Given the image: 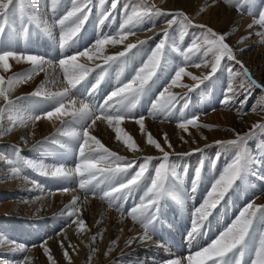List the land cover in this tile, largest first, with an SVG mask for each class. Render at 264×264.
<instances>
[{"label":"rangeland","instance_id":"1","mask_svg":"<svg viewBox=\"0 0 264 264\" xmlns=\"http://www.w3.org/2000/svg\"><path fill=\"white\" fill-rule=\"evenodd\" d=\"M45 1H48V3H50V6H49L50 9L48 8V10H49L48 14L49 15L47 14L46 21L43 22L42 25H40L38 23L39 26H37V22H31L32 30L29 31L31 33L30 35L32 36V38H34L36 35V39L35 40L32 39L33 43L36 42V44H37V46L35 48L28 49L27 44L28 45L30 44V40H29L28 36H30V35H27V37H26V35L19 30V28H20L19 22L17 23L18 26H16L15 29H12L9 32V36L11 37V39L14 36L16 40H17V37L19 36L18 40H20V42H23V44L21 43L20 47L16 51L23 52L26 54H35V55L43 56L47 59L52 60L54 64H58V58L61 56V54L73 55V54H77L79 51H89V49H91L92 46L94 45L95 39H97L96 35L99 34L98 32H101L102 27L106 23L108 24L109 21H110L109 25L113 26V24H115L116 28L113 27V29L118 30V28L120 29V25L125 23L129 16L133 15V10L138 11V12H142L144 10V7L154 6L152 0H118L116 8L111 9V4H112L113 0H105V3L103 5H101L99 3V0H95L94 4L90 5L91 12L89 15V19L84 24L85 27L83 26L81 32L78 34V38H74L76 41L75 45L73 47H68V48L61 50L58 47L61 29H60V26L56 23V21L59 20L60 18H62L67 13V11L70 10V8L72 6V0H58V3H56L55 5H53L52 0H45ZM191 1L192 0H189L188 2H186L184 4V8H180V9L169 10L168 9L169 7L166 9V6L164 4L166 1L160 2V5H158V7L155 6V8H159V9H161L162 12H165V13H176V12L183 11L187 15L188 19L192 21V24H204L207 27L212 28V26H210L207 23H205L204 21H202L201 18L195 17L196 12L194 14H191L192 11L194 12L196 4H198L196 2L195 3L193 2L191 4ZM171 2H173V0H171ZM181 2H184V0H181ZM258 2L259 3L257 4V6L254 3L252 6L248 7L244 12L239 11L238 6H229V4L226 5L227 11H228L227 13L233 14L234 11H236L240 17L239 21L235 17L233 18L234 22L231 25V27H232L231 30H229V32L227 33L228 38H227L226 42L233 48V50L235 51L236 54H238V55L242 54L241 59L239 57H237V59L242 61L246 67H247V65L245 62H246V59H249V57H253L252 60L253 59L258 60L259 64H258L256 69L259 71H263V74H264V38H263L264 35L259 34L262 32L264 33V26H261L259 23H256L255 22L256 17H254L251 14L252 12L260 10L261 7H264V3H262V0H258ZM98 4L100 6H98ZM219 4H220L219 2H216L214 4V7L218 6ZM163 5H164V8H163ZM233 5H235V0H233ZM63 13H65V14H63ZM33 15L34 14H32L31 12H28V16H33ZM170 19H173V17L172 16H166V15H160V16H155L152 19H145L144 21H142L140 23H136V21L133 20V22L131 24H127L126 27H132L133 23H134L133 27L135 30H137V32L132 30V32L134 34H127L126 39H131L132 37H139L138 40L135 41L136 43L134 42L135 44H138V41H146V43L138 44L137 48H134L130 52H128L126 57L122 58V62L120 64H116L117 62H114V63L110 62L109 64H105L104 61L96 63V64H88V63H84V62L89 61L88 56H82L81 60L78 58V61H82V63L85 66H87L89 68H95L96 69V71L90 72V74L88 75L87 83L81 91V94H80L81 96H79L80 99L83 97V95H84L83 93L85 92V89H90L92 84H94L96 79L101 75V68H104L105 71L102 73L103 80L101 81V83L98 87L96 95L93 97L94 103L102 102V100L108 94H110L111 91H113L115 89L114 86L118 85L119 79H122L124 81V83H126L133 75H135V72L138 71L139 68L142 67L143 64L147 62L148 56H150L151 52L153 50H155V47L159 43V40L161 38H163V31L165 29H167L169 32V36L171 37V40L166 42L165 55H164V57L161 58V68L157 69L156 75L153 77V80L157 81V83L153 85V87L151 88V91L148 94L143 95L139 98V100L136 103V107L132 109V114L135 115L136 117L143 116L144 120H149V118H150V120L153 121V123L155 125L158 123L165 125L167 120L164 117L167 114H169L175 119H170V121H169L170 124H168V126L175 125V127L179 128L178 125H179V123L183 122V119L181 117H179V116H181V114L177 111V107H178L177 103L178 102H175V101L173 102L175 106H174V108L172 107V109L170 111H168V110L153 111L151 106L153 103H156L158 100H160L161 103L163 102V100L160 98L161 92H164V98L163 99H167L169 96H171V94H172L171 93V86H172L171 85L172 84L171 79L175 76V71L179 67L185 68L186 72L182 76L185 77L186 79H187V76H186L187 73H195L196 79H193V81H194L193 89L198 90L199 86H203V90L206 91L207 88H209V84H208L209 81H205L204 84H199V86H198V82H199V80L203 79V75L202 74L198 75V74H196V72L194 70L190 69L191 65L196 64V63L191 64V60L196 59V58H201L203 61L208 62L209 60H211L210 57L211 58H213V57L211 55H209L208 57L203 56V41L201 40L200 41L201 46H202L201 52L190 54L189 60L185 61L183 59V57L180 56L179 52L176 51L175 49L179 48L181 50L186 51L187 48L191 46V42H192L194 37L202 36L204 34L201 33V30L198 28H195L192 26L184 27L180 23V21L183 20V17H176L177 23H174L171 28H168L166 21L170 20ZM36 20L38 22L40 21L37 18H36ZM247 20L250 21L253 25V27L248 28V30L245 29L246 26L244 24L245 21H247ZM104 22H106V23H104ZM130 25H132V26H130ZM29 26H30V24H29ZM39 27H40V29H39ZM45 29H47V30H45ZM155 29H159V30L155 32L154 31ZM213 30L218 32V33H225L220 28L219 29H213ZM256 30H259V31H256ZM182 31L185 33V35L183 36V39H181V32ZM147 32L154 34L152 36L153 39L145 36V34ZM241 35H242L241 38H243V42H241V40L239 39V36H241ZM11 39L7 40V41L10 42ZM37 39H38V42H37ZM7 41H4V44L8 45ZM38 43H40V44H38ZM124 43H129V42L125 41ZM169 45H171V47H169ZM10 46L12 48V45H10ZM126 58H128L129 60ZM165 59L167 61L166 67H165ZM223 62H224V64L221 68V70L223 71L222 74H221V70H219L218 73H216V75L211 80V81L219 82L218 92L219 91L221 92V93L219 92V98L220 99L218 100V102L215 101V102H217V103H215V107H214L215 110H217L219 108V106H222L221 100L224 97L225 90H226L227 86L229 84H231L233 87V84L230 82H232L236 79L234 82L238 83V82H241V79L243 77H245L243 75L242 70L240 69V66L236 65L235 62L228 61V60H225ZM29 65H31V64L28 63V65H25L23 67L10 68L8 72L0 70V76H4L5 80L7 82V77H9V76H17V75L23 76L25 74H29L28 68L31 67ZM97 65H99L100 67H97ZM47 67H48V65L45 66L46 69H47ZM204 68L205 69H203V70L206 71L207 70L206 67H204ZM228 69H231V72H229ZM58 70L62 74V72L59 68H58ZM249 71L251 72L253 79L257 78V75H255V73H256L255 69L252 70L250 67ZM42 73H43V71H42ZM30 75H31L30 80H27V82H24L22 80L21 83L16 84L15 87L11 91H13L14 94L20 93V97H30V94L32 92L36 91L37 85L41 82L38 79L39 75L36 74V72L33 74H30ZM230 75L232 77H230ZM238 75H242V77H239ZM223 79H224V81H222ZM181 80H182V77H181L180 81ZM246 81H248V80L246 79ZM256 81L259 84L264 85V75H263V79L256 80ZM248 84H250V83H248ZM6 86H7V84L5 83V87ZM25 88L27 91L25 90L23 92L22 89H25ZM251 88H253L252 90L250 89L251 91L246 89L244 91V93H242V94L239 93L236 96V98L231 102V104H235V107L236 106H238V107L244 106V110L242 111V116H244V117H248L251 114L253 117L255 115L254 113H257L259 115H264V91H262L259 88H254V87H251ZM165 89H167L166 92H165ZM202 94H203L202 91L201 92L197 91L196 96H195V94L193 95V93L189 94V96H187V94H183L181 96V98L188 97L190 99L191 107H190L189 112L192 113L191 118L193 116L197 117V123L206 121L208 114L210 115L211 112H213L212 110L206 109V107H208V106H206L204 104H202V105L200 104V101L203 98ZM246 95H247V97H246ZM173 96H175V95H173ZM175 97H177V96H175ZM13 101L15 102L16 107L12 110L11 114L14 118L17 116L19 117L21 114H25V116H28V117L33 116V115H40L41 116L40 120L43 121V120H46V118H44L43 114L46 111L53 110L54 106H55V101L52 100L51 98H45V93H43V92H42L41 97H30L28 99H18V100L15 99ZM177 101H179V99H177ZM207 102H209V101H207ZM200 111H201V113H200ZM150 112L152 114L156 115V116H154L155 118L152 115L148 118V116L150 115ZM165 113H166V115H163ZM203 114H204L205 118H201V116ZM158 117H160V118H158ZM262 118L264 120V117H262ZM263 120L260 123H264ZM14 121H15V119H13L12 121H9V120H7V118H5L3 121V126L6 130L3 133H0V145L2 144V142H4V140L6 138L8 139L7 143H10L12 145V146L7 145L6 147H3V148L0 146V184L3 183L2 186L0 187V212H4L3 215L6 216L2 219L3 221H6V224H4V222H3V226H2L1 221H0V235L6 236L8 238V241L12 242L14 246H16V245L20 246L21 245V247L23 246V248L27 249V250L24 251V253H20V255H17L16 257H13V255H6L5 259H2V260L5 261L4 264H9L11 261L13 262L14 259H16V261L18 260L17 262L21 263L29 256L28 260L31 259L30 261L33 264H58V261H60V259L63 257L65 250H67L68 252H71V251L73 252L74 245H72L71 241L67 240L66 238H64V240H63V238H62V237H65L67 235V234L63 233L62 231H64L65 228L69 227V225L71 224V220H70L71 218H68V219L66 218V220L62 219V221H59L60 224L58 225V227L56 229H54V231L47 233V232H44V228H46L48 230L49 225H51V223H55L54 222L55 220H53L51 222L48 221L46 223H41V222L36 221V223H37L36 224L35 222H33V223L30 222L29 220H31V219L29 218V216H26L25 214H23V215L18 214V216H17L15 213L11 212L12 210H15V209H18L20 212L23 211L24 209L22 210V208H21L23 202L25 200L34 199L35 195H37V196L42 195V197H48V199L49 198L52 199L53 195L56 192H62L61 189L64 188V185H61L62 183L59 185L58 182L52 181V177L45 176L40 171L34 170L32 167L29 166V164L24 163V161L27 160L33 164L43 165L45 168L54 166L53 162L50 159L51 154H50L49 143L52 145L53 142H55V141L52 140L53 138L49 139L48 136H45V139H44L45 141L42 142L43 144L41 146V149H39V151H38V156L34 157L32 152L23 151L21 148H19V155L17 156L16 155L17 147L14 146V145H16V141H15L16 139H13V136L15 135V133L19 132L20 130L30 129L29 128L30 125L32 126L31 127L32 129L34 128V126L37 127L38 120L33 121L30 119V123H27L26 119H25V122L23 123V125L18 127V128L15 127L16 125H15ZM123 121H124V123H123L124 127L127 126L126 123H129V122L135 123L136 122V120H133L131 118H126ZM144 122H146V121H144ZM89 123H91V121H89ZM260 123H259V121L257 123L253 122V124L251 126H249V127L247 126L248 132H249V129L252 128L253 125H257ZM206 124H207V128L208 127L209 128H208V130L206 129L205 133L213 132V131L218 129V127H216L215 125H214L215 127H211V126H209L210 125L209 123L206 122ZM229 130H237V129L232 128ZM229 130H227L226 132L231 133ZM58 131L59 130H57V129H56V131H54V137L56 139H59V141L61 143H63L62 136L65 134L62 131H59V132ZM179 131H182L181 128ZM240 134L244 135L243 133H240ZM48 135H49V133H48ZM137 135L141 136L140 139L143 138V135L138 133V130H137ZM65 136H63V137H65ZM233 139H236V136L230 137L228 139H225L223 137H219L217 139V141H220V140L221 141H227V140H233ZM61 143H59L60 146H63V144H61ZM258 143L261 145L264 144V129H260L257 127L248 136L247 145H246L248 152L251 153L253 156H254V153H256V151L255 150L251 151L250 148L252 147V145H255ZM146 146H148V145H145V147ZM253 149H255V148H253ZM145 151H146V149H145ZM225 151L226 152L235 151V149L221 147V146L217 145L216 141H215V142L209 143L207 146H204L203 151H195V152L191 153L190 159L187 161L185 159H183V157L170 155L171 160L176 165L175 171L178 174H180V172H182L183 168H186V169L192 168L195 171L198 167L202 170L203 166L207 165V167L205 168L207 170H205V172L207 173V175H210V177H211L209 185L206 184V187H205V179L201 178V176H200V179H199L198 183L196 184V190L194 192L195 198H191L189 193H187V191L189 192L190 189H192V187H193V185H191V183H192L191 181L193 178L192 177V178L188 179L190 181V184L188 186L186 185L187 187L183 184V187L185 190L183 189L182 198L184 201L175 202V201H172L171 199L163 200L164 202L162 201V205H161V213L162 214L159 217L162 219H163V217H167L166 211L170 210L174 214L173 220L176 222H179V220L181 219V215H179L178 210H180L181 214H182V209H184L186 207L185 214L187 212V215H188L187 223L179 224L178 225L179 231L178 232L175 231L173 233L174 236H177L179 239L181 238L182 241L184 242V244L179 243L181 245L182 250L179 249L178 244H176V248L178 251L171 250V247L168 244H167L168 246L165 245L166 244L165 243V237H162L161 235H158L154 232L152 234V239L154 237L155 241L152 240V242H156L158 244L163 245L160 248H156V250H158L159 252L154 251V253H153L150 251V248H149L150 246H145V247H143V249L141 248L137 254H135L137 259L130 256L129 259L126 258L124 260V262H123V260L119 261V262H121V264H133V260L140 262L141 259L138 260V258H140V257L142 259H144L143 260L144 262H142L141 264H146V262H148V259H150V258H153L155 260V261H153V264H168L169 261L174 260V259H178V260L182 261L181 264H187L188 256H190V255L194 256V253L196 250L201 251V249L207 247V245H210L214 241L216 236H218V234H220V232H221L220 230H223L226 227H228V225L232 224V221L234 222L236 217L239 216V212H237L238 211L237 209H235L236 211H229L228 210L229 205H228V207H226V209H225V212H227V214L225 213L226 214L225 215L224 211H221L222 213L219 212V215H218V217L222 216L224 218L223 221L219 220L220 218H218L216 215H214L215 217L204 221V226L202 227V233H208L210 235L209 238H207V240L204 239L203 237H199V236L194 241H190L186 238V233L188 230H190L191 221L194 218H196L195 217L196 216V209L199 208L200 205L206 199V196L204 197V195L207 194L205 191L209 190L210 185L211 186L213 185V183L215 182V178L217 177L215 175L217 171L216 170L213 171L211 169V166H215V164L220 159H223V157L226 153ZM75 153H76V155H75V158H76L75 161H76L77 160V149L75 150ZM125 153H126V151H125ZM160 156H162V154L157 155V157H160ZM124 157L127 158V156H124ZM9 159H12L14 161L19 162V164L21 166V174H19V175L24 178V180H22V182H19V180H20L19 178L11 177L12 170L11 169L8 170V167L6 165L7 164L6 162ZM61 159L62 158L60 157L59 160H61ZM201 161H203L202 165H201ZM156 163H157V161H156ZM73 165H75V164H72V163L69 164V166H71V168H74ZM154 165H156V164H154ZM154 165H151V167H153ZM101 166H103V165H101ZM224 168H225V166H224ZM151 173H152V175H154V172H152V168H151ZM190 173L192 174L191 171H190ZM247 175L248 174H245L243 176V178L247 179ZM25 176H27L28 179H25ZM203 176L205 177V174ZM181 177L182 176L180 175L179 178H181ZM173 178H178V177L170 176L169 180H171ZM122 179H126V177H119V176L116 177V180H118V182ZM208 179H209V177H208ZM25 180L28 183H26ZM76 180L74 181L76 183L73 185H74V188L78 190V192L81 191L84 195H87L86 197L89 200L92 196H94L92 198L98 199V202L102 203L103 205H104V202H105V204L107 203L106 200L108 201V199L102 198V191L101 190H106V189L108 190V182L109 181H105L103 184L100 185V187L98 189H96V191L99 193V195H94L93 193L85 194L84 190H81L79 188V180H77V181ZM169 180H167L165 182L166 185H167ZM11 181H13V186H15V187L14 188L11 187L10 189H7L6 185H7V183H9ZM149 182L150 181H148L147 184ZM17 183H19L18 185L21 186V188L29 185V186L39 187V190H38V192H32V193L16 192V190L18 189V185H16ZM143 185H145V184H141V186H143ZM61 186H62V188H61ZM53 187H55V188H53ZM203 190H205V191H203ZM141 191L143 193L139 194V190L138 191L135 190L134 192L130 193L126 199L117 201L121 205L120 207L122 208L120 211V212H122L121 214H123V217H126L129 221L133 220L131 215H129V213L131 212V209L134 206L139 205L140 200H139L138 196L144 195V191H146V188L140 189V192ZM63 193H65V192H63ZM190 193H191V191H190ZM237 194L238 195L242 194V192H236L235 196H233V197H237ZM72 196H74V194H72ZM255 197H258V195H256ZM186 198H188V201L186 200ZM196 200L197 201L199 200L200 203H197ZM113 202H109V203L113 204ZM252 204H253V202H252ZM172 205L174 207H172ZM247 205H245L244 207H247ZM108 207L111 208V206H109V204H108ZM81 213H83V212L81 211ZM168 216L170 217L169 211H168ZM78 217L81 218L80 210H78ZM219 222L222 223L223 225L221 224V226H220ZM132 223L135 224V222H132ZM169 223L171 225H173L171 219L169 220ZM86 224H88V222H85L84 227H86ZM63 225H64V227H63ZM54 226H55V224H54ZM54 226H52V227H54ZM137 227L141 229V225H139ZM159 229L162 230L161 224L156 226V230H159ZM50 230H51V228H50ZM262 230H263L262 228L257 229L256 239H257L258 233ZM142 231H144V230H142ZM61 234L63 236H61ZM87 235H88V232H87ZM162 235H163V232H162ZM30 238H31V240H30ZM171 240H172V244H173L174 240L173 239H171ZM209 241H210V243H207ZM185 242L187 243V245H185L186 244ZM99 243H100V241H99ZM193 243H194V249L191 250V245ZM61 244H63V247H61ZM97 246H98V244H97ZM173 246H175V244H173ZM45 247H47L49 249V252L46 253L44 251ZM245 251H246L247 257H245L243 264H250L249 262L251 261L250 260L251 257L249 256L247 248ZM90 254H91L92 261H94L96 251H92V253H90ZM157 254H158V257L154 256ZM252 254H254V253H252ZM49 255H51L53 257V261H49V259H48ZM146 256H148V258ZM1 258L2 257H0V260H1ZM131 259H133V260H131ZM1 262H3V261H1ZM0 264H2V263H0ZM150 264H152V263L150 262Z\"/></svg>","mask_w":264,"mask_h":264},{"label":"snow or ice","instance_id":"2","mask_svg":"<svg viewBox=\"0 0 264 264\" xmlns=\"http://www.w3.org/2000/svg\"><path fill=\"white\" fill-rule=\"evenodd\" d=\"M118 0H113L111 9H115ZM53 5L58 3V0H52ZM99 3L103 5L105 0H99ZM225 3L230 6H238V10L244 12L248 7L254 4V0H225ZM264 3V0H262ZM92 0H72V6L67 13L56 21L60 26L61 34L59 36L58 47L63 50L75 45V39L78 38V34L81 32L84 24L89 19L91 12L90 5ZM32 0H0V67L5 72L10 69L9 61H15L17 63L26 61L32 65L33 71L39 69L44 70L45 65L50 67H58L65 82V87L62 91L55 93L45 94V98H51L55 101L54 109L46 111L43 115L44 118H52L53 116H70L72 122L79 125V130L73 128L70 131H66L64 134L74 138L77 141V162L74 168L66 167L63 163L54 165L52 167L45 168L43 165L33 164L30 161L25 160L24 163L29 164L34 170L40 171L45 176H50L59 180H70L74 177L79 178V188L84 190L85 194L93 193L99 195L96 191L105 181L113 182L109 185L108 190L102 191V198H107L109 202L116 200L126 199L130 193L138 189L141 184H146L150 181V186L146 187L144 195L140 199L138 206H134L131 209L129 215H131L134 221H137L143 228V235L139 236V240L144 242L152 238V234L156 231V225L160 222L159 217L161 213V197L165 194V182L169 180L170 176H176V165L171 160L169 151H166L160 142L153 138L151 134H147V143L153 145L162 156L153 157H137L135 160L126 159L123 156L117 155V153L110 151L99 139L90 135L89 129L96 124L97 120L107 121L109 126L114 127L117 140H123L124 144L129 148H136L137 145L133 143L132 137L127 134H122V129L119 127L120 123L126 118L136 120L139 124L142 133H144V117H136L132 115V109L136 107V103L143 95L148 94L151 88L157 81L153 80L158 68H161V58L165 55V45L167 41L171 40L167 29L163 31V38L159 40L155 50L148 56L147 62L135 72L126 83L118 84L113 91L110 92L100 103H94L93 97L96 95L98 87L103 80L102 73L105 71L101 68V75L92 84L90 89H85L84 95L81 99H72L74 94L80 93L81 89L87 83V77L93 69L78 63V56H89V51H79L73 55H63L58 58V64H54L52 60L43 56L35 54H26L18 52L11 48L10 45L4 44V41L10 40L9 32L15 29L19 22L20 31L27 35L30 31L29 24L31 22H37L35 16H28V12L32 9ZM256 17L255 22L264 26V7L260 10L251 13ZM166 15L172 16L173 19L167 20L168 28H171L174 23H177L176 17H183L180 23L184 27L192 26L201 30L204 35L196 36L191 42V46L187 50L175 49L179 52L180 56L185 61L189 60L190 54L199 53L202 50L200 41H203V56L213 57L210 63L211 71L208 75H205L202 80H199V84H204L205 81H211L216 73L222 68V62L225 60L233 61L236 65L240 66L243 75L247 78L248 82L254 88H259L264 91V85L259 84L252 78L251 72L243 64L242 61L237 59V54L233 48L226 42L228 38L227 33H218L211 27H207L204 24H192V21L188 19L187 15L183 12L165 13L161 9L155 8V6L144 7L142 12L133 10V15L129 16L127 21L120 25V40L118 41L111 34L103 36L95 40L94 45L96 49L102 50L104 45L111 42L112 44L122 42L126 39L127 34H134L132 29L126 27L127 24H131L133 20L136 23H140L145 19H152L155 16ZM253 25H249V28ZM47 30V29H45ZM123 33V34H121ZM264 35V33H259ZM185 33L181 32V39ZM243 42V38L241 39ZM146 43V41H138V44ZM138 44L127 43L125 44V50L118 52L115 56H105L104 63L120 61L125 58L127 53L132 49L137 48ZM171 47V45H169ZM193 63H195L193 61ZM205 67L209 64L206 61H201ZM167 61L165 59V67ZM196 67H200V64H195ZM97 67H100L97 65ZM231 72V69H228ZM185 74V68L179 67L175 71V76L171 79V83L176 85L181 76ZM190 75V73H189ZM31 79L30 74L23 76H9L7 82L4 76H0V133H3L6 129L3 126L5 118L12 121V110L16 107L15 102L10 99L11 90L16 84L21 83L23 80ZM196 79V77H193ZM151 82V83H150ZM5 83L7 86L5 87ZM80 86V87H78ZM248 88V84L242 83L240 85V92L243 93ZM75 90V93L73 92ZM193 89H189L192 91ZM167 89H165V92ZM42 90L38 88L36 91L30 94V97H41ZM237 91L229 84L225 90V94L221 103L227 105L231 103L236 96ZM30 97H18L17 99H28ZM160 98L163 103L158 100L152 104L153 111L171 110L174 107V101H177V97L169 96L164 98V92L160 93ZM65 100L70 101L71 105L75 106V110L66 111ZM59 114V115H58ZM151 114V112H150ZM31 120L41 119L40 115L30 116ZM91 121V123H89ZM67 124L68 121H64ZM188 125L197 126V117L186 118L183 122L179 123L181 129L187 130ZM264 129V123L253 125L249 129L248 133L244 135L237 134L236 139L227 141H216V144L224 147L235 149L234 158L223 169L219 179L215 180L211 187V191L208 193V199L196 209V218L191 221L190 230L186 233V238L190 241L196 240L199 235H202V227L204 221L211 215L212 209L217 207L220 199L224 196L225 192L230 189L234 182L240 178H243L245 174L250 171V165L257 162L254 157L247 150L248 136L256 128ZM167 144L168 148H171V144L168 143L167 138L163 141ZM94 145V146H93ZM197 151H203L197 149ZM16 155H19V149H16ZM180 156H188L190 153L178 154ZM156 160L157 164L152 168V172L149 171L150 165ZM7 164L12 166L13 174H21V166L18 161L9 159ZM203 161H201V165ZM103 165V166H101ZM146 173L148 175H146ZM126 177L118 182L116 186V177ZM201 176V169L198 167L194 173L192 191L196 190V184ZM25 179H28L25 176ZM264 179V177H261ZM95 182V183H94ZM69 189L63 188L61 191L67 192ZM80 198L74 197L71 207L72 211H69L67 215L72 218L77 214L76 203ZM119 207V204L116 205ZM71 222H75L74 220ZM79 226L84 227V221L79 220ZM264 229V205H254L249 203L247 207L239 213L234 222L228 226L217 239H215L208 247L203 248L201 251H197L195 256H188V264H232L233 258L239 254L243 255L245 248H247L250 242L256 238L257 229ZM163 246V245H158ZM63 247V244H61ZM20 251L25 249L21 247ZM47 253L49 249L44 248ZM254 256L250 261V264H264V230L259 232L258 247L253 249ZM64 256L68 257V251L65 250ZM49 261H53L51 255L48 256ZM169 264H181L180 260H171ZM236 264H240L237 260Z\"/></svg>","mask_w":264,"mask_h":264},{"label":"bare ground","instance_id":"3","mask_svg":"<svg viewBox=\"0 0 264 264\" xmlns=\"http://www.w3.org/2000/svg\"><path fill=\"white\" fill-rule=\"evenodd\" d=\"M44 1L45 0H32L33 7L29 11L32 14H34L38 20H40L38 22L40 25H42V23L46 21L47 14L49 11L48 8L50 6V3H48V1H45V2ZM94 1L95 0H92V4H94ZM163 1H166L164 3L166 6V9L169 7L168 8L169 10H174V9L184 8V4L186 2H188L189 0H184V2H181V0H173V2H171V0H152L153 5L156 7H158V5H160V2H163ZM193 2L194 3L196 2L198 4H196L194 12L192 11L191 14H194L196 12L195 17L201 18L202 21H204L208 25L212 26L213 29H219L220 28L225 33H228L229 30H231V28H232L231 25L234 22L233 18L235 17L239 21L240 17L236 11H234L233 14L227 13L228 12L227 6H226L227 3H225V0L224 1L223 0H192L191 4ZM216 2H219L220 4L216 7H214V4ZM254 3L257 6V4L259 2H258V0H254ZM98 6H100V5L98 4ZM163 8H164V5H163ZM63 14H65V13H63ZM104 23H106V22H104ZM109 23H110V21H109ZM109 23L108 24L106 23L102 27L101 32H98L99 34L96 35L97 39L103 38V36L111 34L112 37H115V39H117L119 41L120 35H118L117 33L120 32V29L119 28H118V30L113 29V27H115V24H113V26L112 25L110 26ZM244 24L246 26V28H245L246 30H248L249 25H252V23L248 20L245 21ZM130 26H132V25H130ZM133 26H134V23H133ZM133 26L129 27V28H131L132 30L137 32V30H135ZM19 30H20V28H19ZM158 30L159 29H155L154 31L156 32ZM256 31H259V30H256ZM121 34H123V33H121ZM153 35H154L153 33H148V32L145 34L146 37H150L152 39H153V37H152ZM241 37H242V35L239 36L240 40L242 39ZM138 38L139 37H132L131 39H124L122 42H118L115 44H112L111 42H109V43L104 45L102 50H99V49H96L95 47H92L90 52H89V56H91L92 59L88 58L89 61L84 62V63L96 64V63L104 61L103 58L105 56H115L118 54V52L125 50L124 46H125V44H127V43H124L125 41H128L130 43L135 44L136 43L135 41H137ZM18 39H19V36L17 37V40ZM38 44H40V43H38ZM241 55L242 54H239V55L237 54V57H239L241 59ZM78 58L81 60L82 56H78ZM252 58L253 57H249V59H246L245 63L247 65V68L249 67L248 69H250V67H251L252 70L255 69V71H256L255 75H257V78H254V79L255 80H261V79H263V75H264L263 71H259L256 69L258 64H259L258 60H256V59L252 60ZM126 59H128V58H126ZM210 59L211 60H209L207 62L209 64V66L206 67V69H207L206 71L203 70V69H205L204 68L205 65L203 63H201V61H202L201 58L192 59L191 64H193V61H194L196 64H200V67H196L195 65H191L190 69L194 70L196 72V74H198V75L202 74L204 77L205 75H208L211 71L210 63L212 62L213 58L210 57ZM121 62H122V59L120 61H117L116 64H120ZM78 63L83 64L82 61H78ZM9 64H10V68H15V67L18 68V67H23L25 65H28V62L21 61V62L17 63L15 61L10 60ZM223 64H224V62H222V66H223ZM29 66L32 67V65H29ZM45 66H47V65H45ZM31 67L28 68L29 69L28 73L33 74L36 72V74L39 75L38 79L41 82L37 85V89L41 88L43 93H45V94L46 93L47 94L55 93L58 91H62L63 88L65 87L63 75L59 72L58 67L56 68V67L48 66L47 69L44 68L43 73L39 69H36L35 71H33V68H31ZM91 69H93L92 72L96 71L95 68H91ZM0 70L4 71L2 67H0ZM222 72L223 71L221 70V74H222ZM186 76H187V79L185 77L181 76L182 80L179 81L176 85L171 84L172 85L171 86V93H172L171 96L175 95V96H177V99H179V101L177 103V106H178L177 111L181 114V116H179V117H181L184 121V119H186V118L190 119L192 116L191 115L192 113L189 112L190 107H191L190 99L188 97L181 98V96L183 94H187V96H189V94H191V93H193V95L195 94V96H196L197 91H200V92L202 91L203 92V94H202L203 98L201 99L200 104L201 105L204 104V105L208 106V107L205 106L206 109L213 111V112H211L210 115L208 114L206 121L198 122L197 126L188 125L187 130L181 129L182 131H179L180 127L177 128V127H175V125L168 126V124H170V122H169L170 119H175V118H173L169 114L166 115L167 112L165 114H163V115H166L165 117L164 116L163 117L167 120L165 125H162L161 123H158L155 125L153 123V121L150 120L149 117L151 115L153 117L156 115L151 113L148 116L149 120H144V121H146V122H144V126H145L144 133H142L140 126L137 122L126 123L127 126L124 127V124H123L124 121H122L119 125V127L122 129V134H127V135L131 136L133 143L137 145L136 148H129L127 145L124 144L123 140H117L116 133L114 131V127L109 126L107 121L97 120L96 124L93 125L89 129L90 135L95 136L97 139H99L101 141L102 144L105 145V147H107L110 151L117 153V155H120L123 157L127 156V158L125 157L126 159L135 160L137 157H146V156L157 157V155L162 154L153 145H150L147 143V134H151L154 139L158 140V142H160L162 144V146L165 148L166 151H169L170 155L183 157V159H185L187 161L190 159V155L180 156L178 154H182V153H190L191 154V153L197 151V149L203 150L204 146H207L211 142L217 141V139L219 137H223L225 139H228L230 137L237 136V134H240V133L245 134L248 132L247 126L248 127L251 126L253 124V122L257 123L259 121V123H260L263 120L262 117H264V115H259L257 113H254L255 115L253 117H252V114L248 117L242 116V111L244 110V106H240V107L236 106L235 107V104H231V103H229L227 105L222 104V106H219V108L217 110H215L214 109L215 103H217L218 100L220 99L219 98V92L220 91L218 92L219 82H216V81L208 82L209 88H207L206 91L203 90V86H199L198 90H195V89H193V86H194L193 77H195V73H190V75H189V73H187ZM238 76L242 77V75H238ZM230 77H232V76L230 75ZM246 79H247L246 77H243L241 79V82H238V83L234 82L236 79L234 81L230 82L233 84V88L237 91L238 94L239 93L242 94L240 92V85L242 83H245V84L249 83L248 81H246ZM222 81H224V79ZM123 83H124V81L122 79H119L118 84L122 85ZM78 87H80V86H78ZM114 87H116V86H114ZM251 87H252L251 84H248L247 89L252 90L253 88H251ZM190 88L193 90L189 91ZM22 90L24 92L26 90V88L22 89ZM81 91H82V89H81ZM73 92L75 93V90H73ZM80 94H81V92L74 94L75 97L73 96L72 99L79 100L80 99L79 96H81ZM18 97H20V93L14 94V92L11 91V95H10L11 100H15ZM246 97H247V95H246ZM207 101H209V102H207ZM215 101H217V102H215ZM65 104H66V111L75 110V106L71 105L70 101L65 100ZM171 109H172V107H171ZM200 113H201V111H200ZM158 118H160V117H158ZM201 118H205L204 114L201 116ZM14 119H15L14 123L16 125L15 126L16 128L22 126L23 123L25 122V119H26L27 123H30L29 117L25 116V114H21L19 117L17 116ZM64 121H68V123L64 124L63 123ZM206 122L210 124L209 126H211V127L216 126V127H218V129L213 131V132L205 133L206 129L208 130V128H209V127L207 128ZM31 127L32 126L30 125V127H29L30 129L20 130L19 132L15 133V135L13 136V139H16L15 140L16 145H14V146H16L18 149L21 148L23 151L32 152L33 156L36 157V156H38L39 149H41V146L43 144L42 142L45 141L44 140L45 136H48L49 139L53 138L52 140L55 141V142H53L52 145L49 143L50 154H51L50 159L54 165H59L60 163H63L65 166L67 165L66 167L71 168V166H69V164L70 163L75 164L77 162V160L75 161V159H76L75 158V155H76L75 150H76L77 141L70 136L63 135L65 137L62 136L63 143H61L59 141V139H56L54 137V131H56V129L59 131H62L64 133L66 131L72 130L73 128L79 130L78 129L79 125L73 123L72 118L70 116L65 115V116H60L59 118H57V116H53L52 118H50V119L46 118V120H43V121H41L39 119L37 127L34 126L33 129ZM232 128H236L237 130H229ZM137 130H138V133L143 135L142 139H140L141 136L137 135ZM227 130H229L231 133H227L226 132ZM48 133H49V135H48ZM165 138H167L168 143L171 144V146H172L171 148H168L167 144L163 143ZM7 142H8V139L6 138L0 146L3 148V147H6L7 145H11L10 143H7ZM59 143L63 144V146H60ZM145 145H148V146L145 147ZM253 148H255V149H253ZM145 149H146V151H145ZM250 149H251V151L252 150L256 151V153H254V157H256L257 162L255 164L250 165V171L247 173L248 174L247 179L240 178L234 182L233 186L230 189H228L225 192L224 196L220 199L219 203L217 204V207L215 209H212L211 215L208 217V219L215 217L214 215H216L218 217L219 212H221V211H224V214L225 213L227 214V212H225V209H226V207H228V205H229V209H228L229 211H236L235 209H237L238 210L237 212H239V213L241 211H243V209L245 208L244 207L245 205L252 203V202L254 205H264V179H261V177H264V144L261 145L258 143V144L252 145V147ZM125 151H126V153H125ZM234 155H235V151H228L225 153L223 159H220L215 164V166H211V169L213 171H215V170L217 171L215 174L217 176L215 178V180L219 179V176L223 172L224 166L226 167L227 164L231 162V160L234 158ZM60 157L62 158L61 160H59ZM154 164H157L156 160H154L152 162V165H154ZM6 165L8 167V170L12 169V166H10L8 164H6ZM153 167H151V165H150V168H149L150 172H151V168H153ZM206 167H207V165L203 166V169L201 170L202 171L201 172V178L205 179V187H206V184L209 185V182L211 180L210 175H207V173L205 172V170H207V169H205ZM190 171L192 172V174L190 173ZM194 173H195V171L192 168H190V169L183 168V170H182V172H180V174H178L176 172V177H178V178H173V179L168 181L167 185L165 184V194L162 195L161 202L163 200H167V199H171L172 201H175V202L184 201L182 198L183 189H184L183 184L185 186L186 185L188 186L190 184V181L188 179L193 177L192 181H191L192 182L191 185H193ZM204 174H205V177L203 176ZM146 175H148V174L146 173ZM180 175L182 176L181 178H179ZM11 177L19 178L20 179L19 182H22V180H24V178L21 177L20 175L13 174V173H11ZM208 177H209V179H208ZM76 179L79 180L78 177H74L70 180H59L56 178H52V181L58 182L59 185L62 183L61 185H64V188H67L69 190L65 193H63L64 191L56 192L53 195L52 199H50V198L48 199V197H42V195H38V196L35 195L34 199L25 200L23 202L22 207H21L22 210L24 209L23 211L20 212L18 209L11 211L12 213H15L17 216H18V214H22V215L25 214L26 216H29V218L31 219L29 221L32 223L33 222L36 223V221L41 222V223H46L48 221L51 222V221L55 220L54 221L55 223H51V225H49L48 230L46 228H44V232L49 233V232L54 231V229H56L58 227V225L60 224L59 221H62V219L66 220V218L67 219L70 218L67 215V213L69 211L73 210V208L71 207L73 198L77 197V196L80 198L76 203V209L80 210L81 218H79L80 216L78 217V211H77L76 216L72 217L70 219L71 221L74 220L75 222H71L69 227L65 228L64 231H62L63 233L67 234L65 237H62L63 240H64V238H66L67 240L71 241L72 245H74L73 252L72 251L68 252L67 258L63 255V257L60 259V261H58V264H121V262H119V261L123 260V262H124V260L126 258L129 259L130 256L137 259L135 254H137L138 251L141 248L143 249V247H145V246H150L149 247L150 251L153 253H154V251H158V250H156V248H160L161 246H158V245H161V244H158L156 242H152V240L155 241L154 237H153V239L151 238V239L146 240L144 242H141L139 240V236L143 235V231H142L143 228L141 227V229H140L137 227L140 225L137 221H133V220L129 221L126 217H123V214H121L122 212H120L122 209L120 207L121 205L117 202L119 200L114 201L113 204H110L109 200L108 201L106 200V202L109 204V206H111V208L108 207L107 203H106L107 204L106 205L104 202V205H103L102 203L98 202V199L92 198V197H94L92 195H91L92 197L89 200L86 197L87 195H84L81 191H79L80 192L79 193L78 190L74 188L73 184L76 183V182H74ZM25 182L28 183L26 180H25ZM116 182H117L116 183V186H117L118 180H116ZM111 183H113V182H110V181L108 182V187ZM2 184H0V187L2 186ZM18 184L19 183H17L16 185H18ZM147 186H150V182L148 184L146 183L145 185L140 186L138 189H136V191L139 190V194H142L143 192L142 191L140 192V189H142V188L145 189ZM11 187H13V188L15 187V186H13V181L7 183V185H6L7 189H10ZM211 187L212 186L210 185V188L207 191L203 190L207 193L204 195V197L206 196V199L209 198L208 193L211 191ZM53 188H55V187H53ZM61 188H62V186H61ZM38 190H39V187L27 185V186L21 188V186L18 185V189L16 190V192L32 193V192H38ZM190 191H191V193H190ZM190 191L189 192L187 191V193H189L191 198H195V194H194L195 191H192V189H190ZM236 192H242V194H239V195L237 194V197H233V196H235ZM72 194H74V196H72ZM256 195H258V197H255ZM141 196H143V195L138 196L139 200L141 199ZM186 200L188 201V198H186ZM196 202L200 203L199 200L198 201L196 200ZM117 204H119V207L116 206ZM185 210H186V207L184 209H182V214L185 212ZM81 211L83 213H81ZM166 212H167V216H168V211H166ZM3 213L4 212H0V221H1L2 226H3V222H4V224H6V221L2 220L4 217H6L5 215H3ZM186 214H187V212H186ZM218 218H220L219 220L224 219L222 216H219ZM79 220H83L84 224H85V222H88V224H86V227L81 228L79 226ZM132 222H135V224ZM166 222H167V224H165V223L162 224V222H159L157 224V225L161 224V229L163 230V237H165L167 240V242H165L166 243L165 245L166 246L169 245L171 247V250L178 251L176 248V244L180 245L179 243H182V239L181 238L179 239L177 236H174L173 233L175 231L178 232L179 229L175 230L174 225H171L169 223V221H166ZM232 223H233V221H232ZM54 224H55V226H54ZM230 225H228V226H230ZM52 226H54V227H52ZM63 227H64V225H63ZM50 228H51V230H50ZM225 229L220 230L221 231L220 234ZM87 232H88V235H87ZM220 234H218V236H216L215 239H217ZM61 236H63V235L61 234ZM209 236L210 235L208 233H202V235H199V237H203L206 240H207V238H209ZM258 236H259V233H258ZM258 236H257V239L254 238L250 242L249 246L247 247V251L249 253V256L251 257L250 260L254 256V254H252V253H254L253 249L258 247ZM174 237H176L175 246H173L172 240H171V239L174 240ZM30 240H31V238H30ZM99 241H100V243H99ZM207 243H210V241ZM97 244H98V246H97ZM185 245H187V243ZM208 246L209 245H207V247ZM20 248H21V245L20 246L19 245L14 246L12 242L8 241V238L6 236L0 235V257H2L0 260V263L4 264L5 261L2 259H5L6 255H13V257H16L17 255H20V253H24V251L27 250V249H25L24 251H20L19 250ZM193 249H194V243L191 245V250H193ZM92 251H96L94 261H92V259H91L90 253H92ZM196 252H197V250L195 251V253ZM195 253H194V256H195ZM154 256L158 257V254L154 255ZM28 257L21 263L17 262L18 260L16 261V259H14L13 262L11 261L9 264H33L30 261L31 259L28 260ZM146 257L148 258V256H146ZM140 259H141L140 262L135 261L133 259H131V260H133V264H141L142 262H144L143 261L144 259H142L141 257L138 258V260H140ZM174 260H178V259H174ZM237 260L240 261L239 254H237L233 258L232 264H236ZM1 261H3V262H1ZM153 261H155V260L153 258H150V259H148V262H146V264H150V262L153 264ZM187 264H188V262H187ZM209 264H210V262H209Z\"/></svg>","mask_w":264,"mask_h":264}]
</instances>
